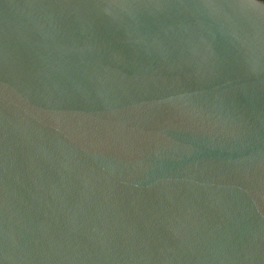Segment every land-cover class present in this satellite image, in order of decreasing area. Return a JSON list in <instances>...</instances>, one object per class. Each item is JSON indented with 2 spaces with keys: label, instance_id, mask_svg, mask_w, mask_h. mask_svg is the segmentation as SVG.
<instances>
[{
  "label": "water",
  "instance_id": "water-1",
  "mask_svg": "<svg viewBox=\"0 0 264 264\" xmlns=\"http://www.w3.org/2000/svg\"><path fill=\"white\" fill-rule=\"evenodd\" d=\"M0 264H264V0H0Z\"/></svg>",
  "mask_w": 264,
  "mask_h": 264
}]
</instances>
